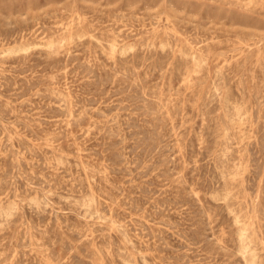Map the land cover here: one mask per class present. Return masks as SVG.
<instances>
[{"label":"rangeland","instance_id":"rangeland-1","mask_svg":"<svg viewBox=\"0 0 264 264\" xmlns=\"http://www.w3.org/2000/svg\"><path fill=\"white\" fill-rule=\"evenodd\" d=\"M263 1L0 0V264H264Z\"/></svg>","mask_w":264,"mask_h":264},{"label":"bare ground","instance_id":"bare-ground-1","mask_svg":"<svg viewBox=\"0 0 264 264\" xmlns=\"http://www.w3.org/2000/svg\"><path fill=\"white\" fill-rule=\"evenodd\" d=\"M254 0H249V2H253ZM261 1H263V0H261ZM264 2V1H263ZM108 8V7H107ZM15 20V19H14ZM9 21V20H8ZM170 26V25H169ZM138 30V29H137ZM22 31V30H21ZM129 37V36H128ZM55 43V42H54ZM54 43L53 42H50L49 43V45L50 46H53L54 45ZM177 43V42H176ZM112 47H114V45H112ZM57 50V49H56ZM17 56V55H16ZM56 56V55H55ZM259 56V55H258ZM240 57V56H239ZM113 58V57H112ZM244 58H245V56H244ZM256 59H258V57L256 58ZM263 59V58H262ZM257 61V60H256ZM258 62H259V60H258ZM245 74V73H244ZM35 80V79H34ZM1 81V80H0ZM217 85V84H216ZM239 87V86H238ZM216 90V89H215ZM258 91V90H257ZM200 101V100H199ZM64 103V102H63ZM66 107V106H65ZM262 108V107H261ZM251 116V115H250ZM10 126V125H9ZM39 126V125H38ZM17 129V128H16ZM82 163V162H81ZM94 184V183H93ZM60 223V222H59ZM96 225V224H95ZM249 245V244H248ZM31 248V247H30ZM246 251V250H245ZM147 254V253H146ZM26 255V254H25Z\"/></svg>","mask_w":264,"mask_h":264}]
</instances>
